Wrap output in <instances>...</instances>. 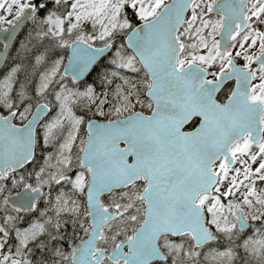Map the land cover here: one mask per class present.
<instances>
[{"label":"snow or ice","instance_id":"obj_1","mask_svg":"<svg viewBox=\"0 0 264 264\" xmlns=\"http://www.w3.org/2000/svg\"><path fill=\"white\" fill-rule=\"evenodd\" d=\"M0 264H264V0H0Z\"/></svg>","mask_w":264,"mask_h":264}]
</instances>
